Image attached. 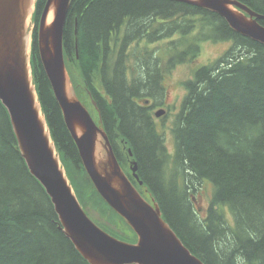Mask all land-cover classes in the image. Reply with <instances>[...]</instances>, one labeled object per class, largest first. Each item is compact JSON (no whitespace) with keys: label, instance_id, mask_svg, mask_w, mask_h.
Here are the masks:
<instances>
[{"label":"trees","instance_id":"trees-1","mask_svg":"<svg viewBox=\"0 0 264 264\" xmlns=\"http://www.w3.org/2000/svg\"><path fill=\"white\" fill-rule=\"evenodd\" d=\"M239 1L264 16V0ZM46 2L37 0L33 15L31 65L52 139L87 214L111 235L134 243L136 235L90 180L42 64L37 34ZM195 27L203 39L230 46L185 84L170 153L153 107L143 103L162 92L161 58L156 50L140 49V42L154 45L179 34L187 52L176 56L180 48L172 45L170 63L192 60L197 48L189 36ZM64 53L77 94L84 101L85 93L93 107L96 103L121 167L142 192L130 170L137 162L139 181L190 251L206 264H264V45L234 31L218 14L181 2L73 0ZM171 165L182 175H170ZM203 180L215 192L207 216L200 218L191 194ZM219 206L227 207L232 221ZM106 213L130 232L106 221ZM0 264H89L62 231L51 198L30 173L1 101Z\"/></svg>","mask_w":264,"mask_h":264},{"label":"water","instance_id":"water-1","mask_svg":"<svg viewBox=\"0 0 264 264\" xmlns=\"http://www.w3.org/2000/svg\"><path fill=\"white\" fill-rule=\"evenodd\" d=\"M73 0H47L38 25L42 64L96 190L136 235L121 240L100 227L83 208L52 140L39 101L31 65L37 0H0V99L7 108L23 158L52 200L61 229L89 264H206L185 246L164 218L159 203L147 199L121 167L98 114L93 117L78 96L64 53V30ZM221 15L232 29L264 44L262 18L239 0H169ZM31 17V23L27 22ZM79 57V56H77ZM150 105V99L143 100ZM166 114L155 112L157 118ZM132 156V152H129Z\"/></svg>","mask_w":264,"mask_h":264},{"label":"rangeland","instance_id":"rangeland-1","mask_svg":"<svg viewBox=\"0 0 264 264\" xmlns=\"http://www.w3.org/2000/svg\"><path fill=\"white\" fill-rule=\"evenodd\" d=\"M31 25L34 28L33 21ZM197 30V27H195L190 32L191 35L189 36L190 41L197 48V55H195L192 60L188 59L180 63H170V58L175 54L173 51L170 52V49L173 48V46H179L180 50L178 51V53L180 54H177L176 56H180L187 52L184 51L186 47L184 48L180 46V41L182 39L181 35L176 34L173 40L167 39L165 42H159L156 44L154 43V45L152 43L147 44L148 41L140 42V45H142L143 47L140 49H144L149 52H154L156 50L158 51L157 56L161 58L162 72L160 84L163 85L162 92L155 97L147 96V98L154 101L153 106L163 103L167 107V109H169L168 113L159 119L155 116V112L157 110L152 111V115L154 116L157 129L164 136L166 146L170 153H174L175 150V139L172 134V128L174 121L176 120V116L181 110V104H183L185 95L187 93L185 84L194 78L195 71L198 68L206 64L216 62V60L221 57L230 46L228 42H204L203 37L198 36L200 35V30ZM176 42L178 43L175 44ZM135 45L137 46L138 44L135 43ZM145 45L148 46L146 47ZM72 75L77 84L83 90L84 88L78 71L73 69ZM98 85L99 87H101L100 82ZM83 98L89 108V111L91 112L93 117L97 119L98 115L96 113V110L91 105L90 100L85 93L83 94ZM168 173L176 177L180 174L182 175V172L179 169H176V167H174L173 165L170 166ZM166 178L167 180H169L170 176L167 175ZM194 187L195 188L193 189V192L191 194L193 198H196L195 201H193L194 208L200 218H205L208 214V209L214 196L215 187L212 183L206 182L205 180L201 181L200 183H196ZM141 189L143 195L147 199H149V193H146L144 191V188ZM218 210H220L226 218L232 221V214L230 211H228L226 206H219ZM104 219L112 223L115 228L119 229L120 231L130 232L127 226L123 225V223H121L118 218L110 219L109 214L106 213L104 215Z\"/></svg>","mask_w":264,"mask_h":264},{"label":"bare ground","instance_id":"bare-ground-1","mask_svg":"<svg viewBox=\"0 0 264 264\" xmlns=\"http://www.w3.org/2000/svg\"><path fill=\"white\" fill-rule=\"evenodd\" d=\"M181 3H183V2H181ZM184 4H187V3H184ZM187 5H190V4H187ZM190 6H192V5H190ZM196 7V6H195ZM198 8H200V7H198ZM200 9H203V8H200ZM203 10H205V9H203ZM205 11H208V10H205ZM208 12H211V11H208ZM212 13H215V12H212ZM215 14H217V13H215ZM219 15V14H218ZM260 15V14H259ZM219 16H221V15H219ZM222 17V16H221ZM261 17L262 18H260L259 19V23H260V21L261 20H264V16H262L261 15ZM223 18V17H222ZM225 19V18H224ZM226 20V19H225ZM227 22V21H226ZM28 23H31V17H29V20H28V22H27V25H28ZM228 23V22H227ZM229 24V23H228ZM31 25V24H30ZM229 26H230V24H229ZM231 27V26H230ZM232 28V27H231ZM234 30V29H233ZM235 31V30H234ZM76 32H77V30H76ZM237 32V31H236ZM32 33H34V32H32V31H30L29 33H28V38L31 40L32 39ZM237 33H239V32H237ZM239 34H241V33H239ZM241 35H243V34H241ZM244 36V35H243ZM244 37H247V36H244ZM248 38H250V39H252V40H254L253 38H251V37H248ZM254 41H256V40H254ZM256 42H259V41H256ZM259 43H261V42H259ZM261 44H263V43H261ZM264 45V44H263ZM0 101H1V99H0ZM2 102V101H1ZM2 104H3V102H2ZM4 106V105H3ZM6 108V107H5ZM7 109V108H6ZM95 109V108H94ZM8 111V110H7ZM99 113V112H98ZM8 114H9V112H8ZM156 116V115H155ZM9 117H10V115H9ZM159 119V118H158ZM10 120H11V118H10ZM47 121V120H46ZM15 133V132H14ZM108 135V134H107ZM16 136V135H15ZM16 139H17V137H16ZM53 140V139H52ZM17 142H18V140H17ZM55 144V143H54ZM18 146H19V142H18ZM19 149H20V147H19ZM168 149V148H167ZM20 152H21V150H20ZM22 154V153H21ZM60 156V155H59ZM61 159V158H60ZM25 160V159H24ZM25 162H26V160H25ZM61 163H62V161H61ZM26 164H27V162H26ZM63 165V164H62ZM27 166H28V164H27ZM65 168V167H64ZM28 169H29V167H28ZM66 170V169H65ZM131 170V169H130ZM29 171H30V169H29ZM132 172V171H131ZM30 173H31V171H30ZM32 174V173H31ZM66 174H67V171H66ZM127 174V173H126ZM32 176H34L33 174H32ZM35 177V176H34ZM36 178V177H35ZM37 179V178H36ZM38 180V179H37ZM91 180V179H90ZM39 181V180H38ZM40 182V181H39ZM41 183V182H40ZM93 183V182H92ZM41 185H42V183H41ZM94 185V184H93ZM43 186V185H42ZM95 187V186H94ZM43 188L45 189V187L43 186ZM146 189L149 191V189H148V187H146ZM45 191H46V189H45ZM98 192V191H97ZM142 193V192H141ZM143 194V193H142ZM101 196V195H100ZM194 199H196V198H193V201H195ZM104 200V199H103ZM105 201V200H104ZM106 202V201H105ZM107 203V202H106ZM181 239V238H180ZM182 240V239H181ZM183 242V241H182ZM184 243V242H183ZM186 246V245H185ZM187 247V246H186ZM188 248V247H187ZM190 250V249H189ZM84 258V257H83Z\"/></svg>","mask_w":264,"mask_h":264},{"label":"flooded vegetation","instance_id":"flooded-vegetation-1","mask_svg":"<svg viewBox=\"0 0 264 264\" xmlns=\"http://www.w3.org/2000/svg\"><path fill=\"white\" fill-rule=\"evenodd\" d=\"M209 41H212V40H205L204 39V42H209ZM213 42V41H212ZM206 66V65H205ZM166 89V88H165ZM153 103L154 101L153 100H150V107H153L152 108V111H156V110H159V109H164L166 111V114L168 113L169 109H167V107L162 103L160 105H155L153 106ZM182 108V104H181V107ZM128 175V174H127ZM131 175H132V172H131ZM133 176V175H132ZM134 177V176H133ZM135 178V177H134ZM136 180V179H135ZM137 181V180H136ZM138 184H139V181H137ZM195 200V199H194Z\"/></svg>","mask_w":264,"mask_h":264}]
</instances>
